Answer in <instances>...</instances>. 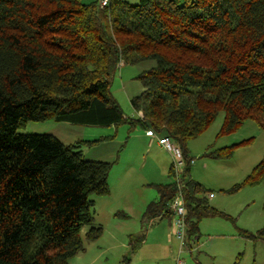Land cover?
<instances>
[{
  "label": "trees",
  "instance_id": "trees-1",
  "mask_svg": "<svg viewBox=\"0 0 264 264\" xmlns=\"http://www.w3.org/2000/svg\"><path fill=\"white\" fill-rule=\"evenodd\" d=\"M145 60L156 67L140 76L144 91L131 100L139 116L128 119L111 83L121 64ZM220 113L222 134L248 120L264 129V0H0V264H69L84 251V227L88 240L103 232L91 197L109 194L112 164L85 160L78 144L52 135L20 134L28 123H128L169 137L185 166L155 185L145 218L173 222L180 182L190 250L201 220L224 216L199 198L187 149ZM242 144L209 156L229 159ZM263 181L264 159L244 184ZM243 235L264 241V228Z\"/></svg>",
  "mask_w": 264,
  "mask_h": 264
},
{
  "label": "rangeland",
  "instance_id": "rangeland-1",
  "mask_svg": "<svg viewBox=\"0 0 264 264\" xmlns=\"http://www.w3.org/2000/svg\"><path fill=\"white\" fill-rule=\"evenodd\" d=\"M92 1L95 0H83V3ZM126 1L132 5L140 2ZM155 67L154 60L120 65L111 83V93L125 118H138L131 100L144 91L140 76ZM224 117L220 113L204 133L187 144L194 160L189 178L205 191L199 198L208 197L209 206L224 216L204 217L199 224L198 241L191 250L180 254V242L175 236L170 237L175 229L169 219L147 221L145 218L148 205L157 199L155 185L174 181L169 171L175 164L168 151L149 147L144 140V129L133 128L128 123L117 127H87L54 120L30 122L21 128L19 133L23 135H52L66 145L78 144L85 160L112 164L108 178L112 197H91L97 200L93 211L95 225L102 228V235L88 240L86 233L90 228L84 227L81 231L84 251L69 264H120L126 257L130 264H176L179 256L186 264H264V241L243 235L244 232L256 234L264 228V181L257 186L244 184L264 159V129L248 120L236 131L222 134ZM241 143L229 159L209 156L211 152ZM182 169L178 168L177 172ZM237 186L241 188L236 190ZM209 194L214 197L210 199ZM141 234L144 241L136 245ZM156 235L169 241L160 242Z\"/></svg>",
  "mask_w": 264,
  "mask_h": 264
},
{
  "label": "built area",
  "instance_id": "built-area-1",
  "mask_svg": "<svg viewBox=\"0 0 264 264\" xmlns=\"http://www.w3.org/2000/svg\"><path fill=\"white\" fill-rule=\"evenodd\" d=\"M110 0H100V6L106 7L109 5ZM141 115V114H140ZM148 134L156 136L152 131H149ZM160 145L162 148L166 151H168L173 159L175 164V172L177 175L179 172H177L178 168H183L185 166V160L183 157V153L180 150V148L169 138V137H162L159 139ZM194 164V161H191V165ZM178 193L173 201V204L171 205V209L173 211V225L175 229V237L180 242L181 247L179 250V254L182 253L184 250H189L187 246L188 238H187V228H186V220H185V203H184V196H183V185L179 182L178 183ZM213 194H209V198H213ZM191 250V249H190ZM176 264H186L183 259L180 258V256L177 258Z\"/></svg>",
  "mask_w": 264,
  "mask_h": 264
},
{
  "label": "crops",
  "instance_id": "crops-1",
  "mask_svg": "<svg viewBox=\"0 0 264 264\" xmlns=\"http://www.w3.org/2000/svg\"><path fill=\"white\" fill-rule=\"evenodd\" d=\"M149 131L145 130V136H144V140L147 142L148 141V145L149 147H151L152 149L156 146V147H159L160 149L162 148V146L160 145V142H159V139L162 138H157V136H153V135H150L148 134ZM163 149V148H162ZM194 161V160H193ZM171 169V168H170ZM169 176H170V171H169ZM171 177V176H170ZM166 184H169V183H166ZM139 189V188H137ZM117 190V189H116ZM113 189L111 188V186H109V194L107 196H105L104 198L106 197H112L110 196L111 193H112ZM101 199V198H98V200ZM94 202V207L97 205V200H93ZM93 207V208H94ZM130 212H133V209L130 208ZM94 214H95V211H94ZM158 219H163V218H158ZM158 219H155V220H158ZM170 222V225L172 226L173 228V223L171 222V220H169ZM175 232V231H174ZM174 237L175 236V233L174 234H171L170 237ZM156 238L160 241V242H168L169 241V238H165V237H159V235H156ZM162 244V243H161ZM160 244V245H161ZM163 245V244H162Z\"/></svg>",
  "mask_w": 264,
  "mask_h": 264
}]
</instances>
